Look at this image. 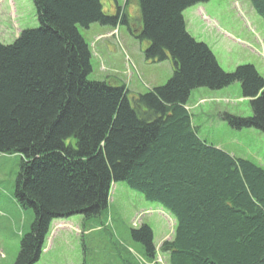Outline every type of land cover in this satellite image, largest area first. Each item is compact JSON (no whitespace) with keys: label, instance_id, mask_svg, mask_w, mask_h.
I'll list each match as a JSON object with an SVG mask.
<instances>
[{"label":"trees","instance_id":"16d2710c","mask_svg":"<svg viewBox=\"0 0 264 264\" xmlns=\"http://www.w3.org/2000/svg\"><path fill=\"white\" fill-rule=\"evenodd\" d=\"M208 0H137L141 27L110 16L100 0H32L38 26L0 43V154L21 157L14 198L32 211L13 264H35L50 222L86 220L107 207L123 182L174 218L160 251L168 264H264V168L202 140L186 108L196 88L239 83L250 116L223 113L233 129L264 133V77L252 65L226 72L185 29V8ZM264 22V0H249ZM129 27L148 43L146 58L168 59L171 77L144 94L88 80L90 50L78 28ZM155 248L150 227L131 230Z\"/></svg>","mask_w":264,"mask_h":264},{"label":"rangeland","instance_id":"374dc122","mask_svg":"<svg viewBox=\"0 0 264 264\" xmlns=\"http://www.w3.org/2000/svg\"><path fill=\"white\" fill-rule=\"evenodd\" d=\"M100 3L102 11L110 16L119 7L133 34L137 33L135 30L142 25L137 0ZM182 16L186 31L208 46L222 70L231 72L237 66L252 65L264 77V22L249 0H208L185 8ZM37 26L32 0H0L1 44L9 45L21 31ZM78 30L90 50L88 80L124 85L128 96L134 97L164 84L172 75L169 60L146 58L143 51L147 41L132 35L125 24L112 27L93 23ZM186 106L191 124L202 140L264 168V133L255 128L233 129L221 117L223 113L251 115L239 83L219 90L196 88ZM20 160L18 154H0V264H13L21 232L28 228L29 213L32 214L31 210L20 208L14 198ZM138 216L137 225L133 226ZM82 218L73 215L53 220L35 264H140L139 257L146 258L144 246L132 238V229L148 225L155 247L173 235L174 218L169 212L123 182L112 183L106 209L86 220L87 228L95 230L84 240L74 230L79 229ZM59 222L63 226L56 229ZM161 255L164 258L163 252Z\"/></svg>","mask_w":264,"mask_h":264},{"label":"crops","instance_id":"0c3cea01","mask_svg":"<svg viewBox=\"0 0 264 264\" xmlns=\"http://www.w3.org/2000/svg\"><path fill=\"white\" fill-rule=\"evenodd\" d=\"M63 224L62 223H57L56 225H55V227H61ZM92 232H94V230L92 231ZM92 232H90V233H88V234H91ZM87 234V233H86Z\"/></svg>","mask_w":264,"mask_h":264}]
</instances>
